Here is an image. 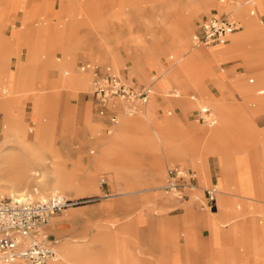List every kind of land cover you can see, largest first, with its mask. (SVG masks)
Listing matches in <instances>:
<instances>
[{
  "label": "rangeland",
  "instance_id": "rangeland-1",
  "mask_svg": "<svg viewBox=\"0 0 264 264\" xmlns=\"http://www.w3.org/2000/svg\"><path fill=\"white\" fill-rule=\"evenodd\" d=\"M26 1L19 0L18 9L9 12L6 16L3 25L0 26L2 38H18V29L22 25L23 9ZM119 1L76 0L74 3L75 10L73 12L75 14L82 11L87 12L89 16L91 14L99 16L101 13H114L117 7L121 5H125V7L122 9L121 24L119 25L117 19H115V27L111 28V34L117 35L120 42L108 40L109 45H105L103 39L106 34L95 24L91 29L89 28L90 32L92 31L90 38L85 40L83 47L78 48L75 52L73 72L83 74L88 80V76L80 72L77 67L83 61H90L109 66L126 79L140 81L141 79L131 69L134 60L138 59L143 67V75H145V79L141 80L143 83H153L154 85L155 81L152 78L157 77L161 71L171 70L177 73L186 85L184 89H180L177 84L171 83L166 91L157 95L154 88L152 100L154 99L153 114L156 121H153V124L154 122L160 124L163 120L175 116L181 128L195 130V136L197 140H200L219 124L220 113L215 107V102H222L224 112L234 119L233 134L246 143L249 155L257 156V161H255L257 163L252 162L250 164L252 169L255 172L264 173V148H262L261 141L244 136L243 130L245 131V128L235 121L237 114H239L237 110H243L248 122L253 126L252 129L264 136V95L257 94V90L264 89V81H262L264 80V42L245 43L239 49L228 54L216 56L213 62L209 61L213 76H202L208 95L200 94L186 81L179 63H175L176 50L168 46L171 35L181 28V19H186L188 23L186 28L188 44L185 49L188 51L202 50L209 54H217V51L231 44L233 35L238 36L246 30L245 20L239 17L243 23V28L233 33V35H229L226 43L212 47H193L192 35L200 21L217 8V0H213L206 7L200 6V0H123L122 3ZM68 3L69 0H30V4L34 8H39L40 6L44 8L43 13L48 14L46 22L52 24L61 20L67 23V13L62 11V6H67ZM258 3L255 4L256 15L251 17L246 11L247 18L253 19V24L257 27L264 26V8L258 7ZM78 16L80 18V15ZM94 20L98 21V19ZM80 32L83 35L85 30ZM151 34L156 38H160V40L157 39L158 42L155 44L157 48L155 50V59L159 66L158 68H156L151 58L139 59L136 52L138 49L134 47L132 42L126 41L131 36L143 35L146 41L154 43L150 40ZM63 36V31H61L58 36L59 42L62 41ZM108 46L113 47V50L111 49L112 52H116L123 62V66L119 67V70H116L114 64L110 62L112 55L106 53ZM26 53V49L21 48L18 53L19 60L24 61ZM183 53L184 51L181 52V54ZM55 55L58 58H62L59 51H56ZM17 60L14 55L10 56L7 66L10 78L13 77ZM124 72L127 73L125 76ZM257 75L262 77L258 76L259 79H257ZM49 77L51 78V76ZM250 78L254 81L248 82ZM5 83V85H0V100L12 99V97L18 95L14 108L19 110H14V118L22 120L23 125H25L28 143L26 144L27 146H20V144L14 142L4 143V126L8 127L10 119L6 120L4 112L0 110V187H7L9 190L15 191L20 190L23 193L16 194L13 197L25 196L32 200H42V198H46L54 191L53 188L57 186L54 168L58 167L59 164L55 163L47 146L39 150L32 140L37 126L40 123L51 121L55 135L53 146L62 154L63 164L61 166L70 178L67 188L65 189L64 186L61 189L58 188V192L64 195L65 198L72 199V205L53 215L51 223L47 227L48 233L52 235L51 238L56 241V251L57 246L64 242L76 244L89 251L90 259L94 264H106L109 261L114 262L113 264H116L115 262L118 264H229L227 261L228 255L234 257L236 264H251L250 258L247 259L238 255L237 241L233 235L232 223L229 222L230 219L241 218L240 220H244L247 218L253 219L257 225H264V202L249 201L247 199L248 194L242 191L239 184L231 181V185L228 186L227 190L229 194L223 195V197L229 199L231 211L226 216L219 217V214L225 212V207L220 199L217 200V208L212 209L214 211L217 210L218 240L214 241L212 230L204 224L195 226L188 223V230L182 226L185 215L191 213L195 216H206L211 210L201 211L191 203L185 205L174 203L159 188L164 181L165 169L170 164H180L194 169L202 186H209L211 183L218 184L221 181L219 175L220 167L213 155H207L206 158L210 181H205L200 173L201 171L197 167H193L188 160L179 161L174 158H167L162 162L163 171L161 175L154 173L148 163L144 164L141 181H139V184L132 186L131 183L134 179H132L131 174L122 173L117 176L114 168L97 165L95 158L115 134L117 126L111 134H106L105 130L107 127L103 119L94 114L89 85L75 95L72 91L63 88L60 91L58 110L51 99L49 106L41 109L36 120L31 118L35 98L29 94L31 92L30 88L27 89L28 93L21 91L18 94H11L9 89L7 91V88H11L12 80ZM29 83L30 81H28ZM37 83L38 80H35V84ZM242 86L249 87V98L244 96ZM192 95L195 96L194 101L189 99ZM150 102L151 99L148 105ZM204 105L211 110L217 120L216 125L213 127L202 125L196 120L197 109ZM78 107H89L91 122L97 127V130L91 132L77 127L75 132L67 131L64 134H60L67 116L71 115V112H74ZM144 110L142 109V111L129 118L137 117ZM168 112H170V115H168ZM77 130H82V132ZM132 137L137 138L135 136ZM202 145L203 142L200 140L199 147H202ZM14 147H18L22 154L20 153L17 157L13 156ZM239 149L242 148L239 147ZM144 157H146V162H150L153 159V155L150 153L145 154ZM26 162H29L28 164L33 163L31 164L32 170L30 169V172L23 180L24 182L22 181L17 186L15 174H17L18 169L21 170L26 167ZM247 164V161L243 160V158L237 161L238 172L236 179L243 186L249 185L253 179V173H251ZM57 170L59 171V169ZM89 171L93 173L97 184L103 177L106 179V184L102 186L98 184L97 186L101 190L102 196H107L101 197L93 188L83 189V187L78 185L83 178V173ZM36 174L39 175L37 176ZM226 177L230 179L227 166ZM18 187L19 189H17ZM147 187L151 190L128 192L131 190H143ZM0 196L10 197L7 194ZM136 196L139 197L133 199ZM140 196H147V198L143 199ZM219 197H221V194ZM253 198L264 200L260 196H253ZM134 204L136 208L141 205L136 210V212L139 211L143 215V221L141 222L135 221L138 213L136 215L129 213ZM177 205L182 206L183 210L172 211ZM71 212H74L72 216H70ZM127 213L129 215L126 217ZM55 217H62L65 220L62 224L64 230L61 234L57 232L54 235ZM259 220H262V224H259ZM47 264H65V262L58 258V260Z\"/></svg>",
  "mask_w": 264,
  "mask_h": 264
},
{
  "label": "crops",
  "instance_id": "crops-1",
  "mask_svg": "<svg viewBox=\"0 0 264 264\" xmlns=\"http://www.w3.org/2000/svg\"><path fill=\"white\" fill-rule=\"evenodd\" d=\"M122 1L123 0H120L119 2L122 3ZM212 1L213 0H200V6L206 7ZM258 2L259 0H254L255 4ZM74 3L72 2L71 5L68 4L67 6H62V11L67 13V23H65L64 20H61L55 24H52L50 22H46L48 14H45L44 17H41V13L38 14V12H41L43 7L41 8L40 6L39 8H34L30 4V0H27L23 9L24 15L22 18V25L18 29V38H2L0 27V85H5V82H11L12 78L18 79L22 82L26 81L27 88L29 87L31 91L29 94L33 95L35 98L31 111V118L33 119L37 120L38 113L41 111V109L49 106L51 99L54 101V106H56L58 110V106L60 105V91L63 88L72 91L75 95L80 90H84L87 87L88 80L84 77V75L73 72V68L75 66V52L78 48L83 47L85 40H88L84 34H80V31H83L84 27H86V21L101 19L102 21L105 20L107 23H110V25L114 26L116 24L114 20L117 19V23L119 25L121 24L122 9L125 7V5L117 7L114 13H101L99 16H94L91 14L89 16L87 12L82 11L75 14V12H73V10H75ZM18 6L19 0H0V26L3 25L8 13L17 10ZM246 11V6H244V13L242 14L239 12V9L237 10L238 17L245 20L246 30L238 36L231 34L233 35L231 37V44L217 51V54H209L202 50L188 51L185 49L187 46L186 44L184 45L181 43H176V41L170 38L168 46L176 50L177 53L175 63H179L180 68L185 75L186 81L191 84L198 93L208 95V90L203 83L202 76H213L209 61L213 62V59L216 58V56L218 57L223 54L231 53L236 49H239L245 43L264 42V26H255L253 24V19L247 18ZM78 14L80 15V18ZM73 19L76 22L80 20L81 25L79 26L80 28L78 30L79 33L76 37V42L69 51H66V47L69 42L68 25L69 21ZM33 21L35 22L33 23ZM61 31H63L64 36L62 41L59 42L58 36ZM88 38H90V36ZM157 39L160 40L159 37L156 38L153 34H151L150 40L154 43H149L146 41L143 35L131 36L126 41L132 42L134 47L138 49L136 52L139 56V59L151 58L153 59L156 68H158L159 66L155 59V50L157 49L155 44L158 42ZM21 48H25L27 51L24 61L19 60L20 57L18 53ZM56 51L61 53L62 58L56 57ZM183 51L184 53L181 54ZM106 53L110 54V51L107 49ZM11 55H14V57L18 59L12 78L9 77V69L7 68ZM178 58H181L182 60L179 62L177 60ZM66 60H68L70 63L69 68L62 72L63 63ZM131 69L136 73V76L139 79H145L140 60H134ZM123 74L125 76L127 73L124 72ZM49 76H51V78ZM258 76L260 75H257V79H259ZM152 79L155 81L154 85L153 83L147 84L151 85L153 93L155 88V93L157 95L166 91L171 83L177 84L180 89H184V87H186V85L181 80V77L171 70L161 71L157 77H153ZM35 80H38L37 84H35ZM141 80H135V82L143 83ZM250 80H252V82L254 81L250 78L248 82H250ZM28 81H30L29 84ZM249 91V87L242 86V92L247 98H249ZM153 101L154 99H151L147 110L144 113L139 114L137 117H121V121L119 122V125H117L115 134L95 158L97 160V165L110 166L114 168L116 170L117 176L122 173L127 175L131 174L132 179H134L131 183L133 186L139 184V181H141L140 179H142L141 176L143 174L142 171L144 164L148 163L154 173H159L161 175L163 171V160L167 158H174L179 161L188 160L193 165V167H197L201 171L200 173L202 174L205 181H210V174L206 158L207 155H213L217 159V164L220 167L219 175L221 181L216 184L220 190L221 197L217 198V200L220 199V201L223 203V206L225 207V212L219 214L220 218L226 216L231 211V203L229 202V199L223 197V195L225 196L229 194L227 190L229 188L228 186L231 185V181H235L237 184H239L242 191L248 194L247 199L249 201L264 202V200L261 198H253V196H260L264 198V173L255 172V170H253L250 165L252 162L257 161V156L255 157L249 155L248 149H246V143L243 142L238 136L233 134L232 126L234 119L224 112L222 102H215V107L220 113L219 124L217 127L210 130L207 135L200 139L202 140L203 145L202 147H199L200 140H197V137L194 133L195 130L193 131L189 128H181L178 124L177 117L173 116L169 119L163 120V122L160 121V124L155 122L153 124V121H156L153 114ZM91 102L94 110L92 96ZM7 104L8 101L6 99H1L0 110L3 111V106ZM88 108L89 107H78L76 110H74V112H71V115L67 116L65 125L63 128H61L60 134H64L67 131L75 132L77 127H80L82 130L85 129L95 132L97 127L91 122ZM14 109L15 108H13V114ZM15 111L17 110L15 109ZM237 112L239 114H237L235 121L245 128V131L243 130L244 136H247L248 138L259 139L261 141L262 148H264V136H261L255 131V129H252L253 126L250 125V122H248L247 116L243 110L238 109ZM103 121L107 127L105 132L109 135L107 132L108 128L110 127L108 124L109 122L107 119H103ZM115 127L113 129H115ZM39 130L43 133L42 143L48 147L49 153L55 160V163L59 164L58 167L56 166L54 168V172L59 169V173L63 177V182L61 184L66 189L70 183V178L67 176V173L63 171L61 166L63 164L62 154L57 148L53 146L55 135L52 122L48 121L46 123H40ZM82 130L77 131L82 132ZM132 136L137 137L136 139L138 140L131 141L130 138H132ZM239 147L242 149H239ZM91 153H93V151H91ZM147 153L153 155V159L150 162H146L145 160L146 157H144V155ZM242 158L243 160L245 159L247 161L248 168L251 170V173H253V179L247 186L241 185L236 179L238 172L237 161ZM226 166L228 167L230 179H227L226 177ZM255 168H257V166H255ZM78 185L83 187V189L93 188L94 191L101 195V197L107 196H102V192L97 186L98 184L95 182L94 175L90 171L83 173V178ZM150 190L151 189L147 187L143 190H131L128 192L134 193ZM138 197L139 196H136L133 199H137ZM141 197L142 196H140V198ZM142 198H147V196ZM67 199L69 201L72 200L70 198ZM140 206L136 208L134 204L132 206V210L129 211L130 214L136 215L138 213L135 219L136 222L143 221V215L140 214L139 211L136 212ZM215 208H217V201ZM178 210H183V208L177 205L172 209V211ZM129 213L126 214V217L129 215ZM73 214L74 212H71L70 216ZM183 219L182 226L185 227L184 229L188 230V223H191L195 226L198 224H204L210 227L212 230L214 241L216 239L218 240L217 210L214 211L211 209V212H208L206 216H195L189 213L185 215ZM240 219L241 218L230 219L229 222L232 223L231 227L233 230V235L237 241L238 255L244 256L247 259L250 258L251 264H264V225H257L253 219ZM64 222L65 220L62 217H55L54 235L57 232L59 234L63 232L64 228L62 227V224ZM258 222L259 224H262V220H259ZM49 235L52 237L51 234ZM53 240L55 239L53 238ZM56 253L58 258H61L65 264H94L90 259V253L87 249L81 248L80 246L70 242L59 244L57 246ZM227 261L229 264H236L234 257L231 255L227 256ZM113 263L114 262L109 261L106 264ZM115 263L118 264L117 262ZM14 264L20 263L15 262Z\"/></svg>",
  "mask_w": 264,
  "mask_h": 264
},
{
  "label": "built area",
  "instance_id": "built-area-1",
  "mask_svg": "<svg viewBox=\"0 0 264 264\" xmlns=\"http://www.w3.org/2000/svg\"><path fill=\"white\" fill-rule=\"evenodd\" d=\"M241 6L247 7L249 16L256 15L254 0H217V8L200 21L192 35V46L212 47L226 43L229 35L243 28L237 15ZM77 69L88 76L94 114L108 120L109 134L122 116L136 115L145 109L154 95L150 84L126 79L109 66L83 61ZM257 94L264 95V89L258 90ZM189 99L194 101L195 96ZM196 120L207 127L217 123L206 106L197 109ZM103 184H106L104 177L99 181V185ZM159 188L173 202L179 205L191 203L202 211L215 208L220 194L216 183L200 185L197 172L180 164L166 167L164 181ZM70 204L71 201L58 191H52L42 200L0 196V264L14 261L47 264L58 260L56 241L50 237L47 227L52 216Z\"/></svg>",
  "mask_w": 264,
  "mask_h": 264
},
{
  "label": "bare ground",
  "instance_id": "bare-ground-1",
  "mask_svg": "<svg viewBox=\"0 0 264 264\" xmlns=\"http://www.w3.org/2000/svg\"><path fill=\"white\" fill-rule=\"evenodd\" d=\"M76 0H69V5H71V3L75 2ZM78 1V0H77ZM258 6L261 7V8H264V0H259V3H258ZM44 11V8L41 9V17H44L45 13H43ZM239 12L242 14L244 13V6H241L239 8ZM79 15V14H78ZM181 28L178 29L177 31H175L172 35H171V38L172 40L176 41V43H181V44H188V36H187V20H184V19H181ZM96 24V26H98L99 28H101L102 32H104L106 34V36L104 37L103 39V43L105 45H109V41L108 40H113L115 42L118 43L119 41V37L117 35H113L111 34V31L112 29L115 27V26H112L110 25V23H107L105 20L102 21L101 19H98V21H95V20H90V21H86V27H84V30L85 32L83 33L84 36L88 39V36L91 35V32H90V29ZM81 25V22L80 20H78V22H76L74 19L73 20H70L69 21V25H68V37H69V42H68V45L66 47V51H69L72 46L74 45V43L76 42V37L78 35V30H79V26ZM88 28V29H87ZM90 28V29H89ZM112 28V29H111ZM88 30V31H87ZM98 31V30H96ZM104 36V35H103ZM102 36V37H103ZM120 42V41H119ZM107 49L110 51V54L112 55L111 57V62L112 64H114L116 70H119L118 68L123 66V62L122 60L120 59L119 55L116 53V52H112L113 50V47L112 46H108ZM112 49V50H111ZM32 52V51H31ZM31 57V56H30ZM29 57V59H30ZM206 58V57H205ZM179 62L182 60L181 58H178L177 59ZM69 61L66 60L64 61L63 63V71L64 70H67L69 68ZM167 82V81H166ZM165 82V83H166ZM87 85H88V82H87ZM29 88V87H28ZM27 88V84H26V81L22 82L18 79H14L12 78V86L11 88H7V91L9 89V92L12 93H15V94H18L20 93L21 91L25 92V93H28V89ZM6 90V89H5ZM17 96L16 95L15 97H12V99H7L8 101V104L7 105H4L3 106V112L5 114V119L6 120H9V125L8 127L4 126V133H3V139H4V143H9V142H14V143H17V144H20V146H27L26 144L28 143L27 140V130H26V127L25 125H23L22 123V120H17L14 118V114H13V108L15 106V104L17 103ZM152 99V97H151ZM26 106V105H25ZM149 105H147L146 109L141 112V113H144L147 108H148ZM205 106V105H204ZM15 110V109H14ZM18 111V110H17ZM22 113V112H21ZM123 117V116H122ZM26 118V117H25ZM24 120V119H23ZM46 122V121H45ZM31 129V128H30ZM33 143L34 145L39 149L41 150L42 147H46L45 144L42 143V140H43V133L39 130V125L37 126V130L35 132V134H33ZM131 141H136L138 139L136 138H130ZM30 141V140H29ZM8 146V145H7ZM13 147V146H12ZM30 147V146H29ZM33 148V147H31ZM35 148V147H34ZM13 149V148H12ZM24 149V148H23ZM22 149V150H23ZM9 150V149H8ZM14 155L13 156H18L20 153L22 154V152H20V149L18 147H14ZM36 150V149H35ZM26 151V150H25ZM34 151V150H33ZM31 151V152H33ZM37 151V150H36ZM47 151V150H46ZM45 151V152H46ZM12 152V151H11ZM48 152V151H47ZM27 154V153H26ZM30 155V154H29ZM36 155V154H35ZM39 155H42V154H39ZM44 155V154H43ZM30 157V156H29ZM34 158V157H33ZM25 159V158H23ZM32 159V158H31ZM46 159V158H45ZM19 162V161H18ZM27 163V162H26ZM29 163V162H28ZM26 164L25 166L26 167H23V169H18L17 171V174L16 175V180H17V186L24 180V178H26V176L28 175V173L30 172V169L32 168L31 164ZM32 170V169H31ZM35 170V169H34ZM55 174V177H56V187L53 188L54 191H58L59 189L58 188H62L63 185L61 184L63 182V177L61 176V174L59 173V171L57 170L56 172H54ZM14 175V176H15ZM37 176L39 174H36ZM237 177V176H236ZM24 182V181H23ZM99 184V183H98ZM23 186V185H22ZM19 189V187L17 188ZM16 189V190H17ZM21 189V187H20ZM20 191V190H18ZM15 191V190H9L7 187H0V195L4 196V195H8V196H15L16 194H22L23 192L20 191ZM44 199V198H42ZM67 199V198H66ZM68 200V199H67ZM69 201V200H68ZM71 205V204H70ZM223 205V203H222ZM50 223H51V220H50ZM20 263V264H24L23 262L21 261H14L13 263L11 264H14V263Z\"/></svg>",
  "mask_w": 264,
  "mask_h": 264
}]
</instances>
